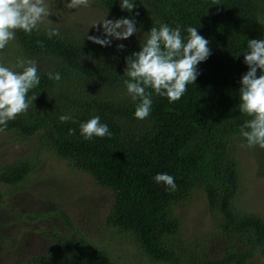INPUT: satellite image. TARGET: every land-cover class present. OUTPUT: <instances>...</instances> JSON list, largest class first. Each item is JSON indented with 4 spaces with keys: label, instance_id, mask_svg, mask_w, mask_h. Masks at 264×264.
<instances>
[{
    "label": "trees",
    "instance_id": "trees-1",
    "mask_svg": "<svg viewBox=\"0 0 264 264\" xmlns=\"http://www.w3.org/2000/svg\"><path fill=\"white\" fill-rule=\"evenodd\" d=\"M134 4L128 12L121 10L119 0H92L91 5L112 20L132 19L139 29L126 40L109 37L110 46L87 39L104 38L102 28L59 21L51 25L58 28V36L49 38L45 26L30 34L17 31L10 46L0 50L6 65H14L17 55L36 61L40 76L39 85L28 93L36 99L27 112L0 126V131H15L22 139L37 137L35 151L0 165V184L19 193L26 190L24 183L39 166L37 158L51 151L113 191L107 222L120 234H132L148 261L256 264L259 257L264 259V218L244 214L236 205L242 169L234 148L239 142L246 145L239 130L249 117L239 111L238 89L248 71L244 63L248 40L264 39V0H134ZM160 24L180 25L185 37L187 27L197 28L209 41L211 55L199 63L195 83L187 86L180 100L169 103L149 89L151 112L139 120L134 117L138 101L133 102L124 88L126 57L138 52L143 34ZM49 72L59 73L60 80H50ZM62 115L71 120L62 123ZM94 116L108 125L110 137L83 139L79 126ZM70 129L75 132L70 134ZM158 173L173 176L177 189L157 184ZM195 191L206 194L213 212L221 215L220 227L239 237L246 250L230 247L222 257H201L198 248L176 241L182 222L175 208ZM5 198L0 189V212ZM57 214L72 232L54 225L44 233L53 244L15 264H137L79 232L64 209ZM34 216L16 210L15 218L0 213V254L17 251L24 243L8 240L11 224Z\"/></svg>",
    "mask_w": 264,
    "mask_h": 264
},
{
    "label": "rangeland",
    "instance_id": "rangeland-1",
    "mask_svg": "<svg viewBox=\"0 0 264 264\" xmlns=\"http://www.w3.org/2000/svg\"><path fill=\"white\" fill-rule=\"evenodd\" d=\"M67 2L69 0H46L51 12L49 19L55 23L74 22L92 28H102L99 24L93 25L104 17L112 20L109 14L92 5L67 9ZM18 56L14 57L16 61ZM0 63L11 67L6 65L7 59L3 61L0 57ZM37 141L35 136L22 139L15 131H0V165L18 162L28 153L34 152ZM244 145L239 142L234 148L242 169V187L236 205L244 214H257L264 218V152ZM37 161L39 166L24 183L26 190L19 193L12 186L0 184V189L6 195L0 212L3 217L15 218V210L37 216L33 219L30 217V221H14L11 224L7 231L11 235L8 240L20 242L24 239V243L17 251L1 252L0 264H15L43 253L53 244V240L44 236V233H50L54 225L72 232L63 226L57 214L58 209H64L72 216L73 226L79 232L108 246L119 257L131 263L155 264L139 252L132 234H120L108 224L106 217L114 200L112 190L97 184L90 175L75 169L66 159L51 151L41 153ZM41 212L42 215H39ZM175 212L182 222L181 233L175 237L176 241L179 240L186 248H198L201 257H222L230 247L247 249L240 244L239 237L226 233L220 227L218 219L221 215L213 212L205 193L193 192L185 203L175 208ZM256 264H264V259L259 257Z\"/></svg>",
    "mask_w": 264,
    "mask_h": 264
},
{
    "label": "clouds",
    "instance_id": "clouds-1",
    "mask_svg": "<svg viewBox=\"0 0 264 264\" xmlns=\"http://www.w3.org/2000/svg\"><path fill=\"white\" fill-rule=\"evenodd\" d=\"M92 0H69L67 9L90 7ZM123 11L132 12L134 0H119ZM51 12L46 0H0V50L15 40L16 32L32 33L46 27L49 38L59 35L58 28L51 27ZM102 27V35L88 36L87 39L101 46H110L111 39L126 40L139 29L135 20L120 18L109 20L105 17L95 23ZM99 30V29H98ZM187 36L182 35L180 25L170 27L160 24L144 33L140 50L126 57L124 88L126 94L135 104L134 117L139 120L147 118L151 112L152 92L166 97L169 103L180 100L189 84L195 83L199 72V63L211 55L209 41L198 33L195 27L186 28ZM123 44L117 48L124 49ZM248 51L244 52V63L248 71L242 75L239 92V111L248 116L240 127V136L246 141V147L264 149V39H251L247 42ZM259 73V74H258ZM48 78L58 82L59 73L49 72ZM40 83L37 63L32 59L18 58L11 67L0 63V126H7L9 121L26 113L30 101L28 93ZM60 121L71 120L70 115H62ZM80 135L85 140L94 137H110L107 124L100 122L99 116L83 122L79 126ZM70 134L75 132L69 130ZM157 184H163L167 190L175 191L177 186L174 177L167 173H158L154 177Z\"/></svg>",
    "mask_w": 264,
    "mask_h": 264
}]
</instances>
